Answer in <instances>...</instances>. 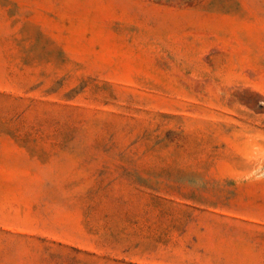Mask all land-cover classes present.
Instances as JSON below:
<instances>
[{"label":"rangeland","instance_id":"374dc122","mask_svg":"<svg viewBox=\"0 0 264 264\" xmlns=\"http://www.w3.org/2000/svg\"><path fill=\"white\" fill-rule=\"evenodd\" d=\"M0 264H264V0H0Z\"/></svg>","mask_w":264,"mask_h":264}]
</instances>
